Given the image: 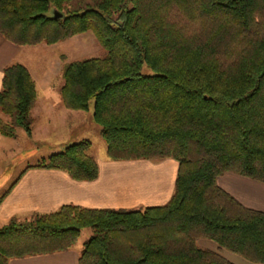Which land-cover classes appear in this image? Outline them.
<instances>
[{
	"label": "trees",
	"instance_id": "trees-1",
	"mask_svg": "<svg viewBox=\"0 0 264 264\" xmlns=\"http://www.w3.org/2000/svg\"><path fill=\"white\" fill-rule=\"evenodd\" d=\"M86 32L105 55L63 66L62 105L90 114L111 161H176L173 193L138 210L12 218L0 264L68 251L86 229L78 264H233L222 252L264 264V213L216 184L226 174L264 184V0H0V35L13 45ZM35 102L28 70L6 67L0 135L30 136ZM90 147L71 142L34 167L94 181Z\"/></svg>",
	"mask_w": 264,
	"mask_h": 264
},
{
	"label": "crops",
	"instance_id": "crops-1",
	"mask_svg": "<svg viewBox=\"0 0 264 264\" xmlns=\"http://www.w3.org/2000/svg\"><path fill=\"white\" fill-rule=\"evenodd\" d=\"M25 47L13 45L0 35V90L4 69L20 64L28 70L36 91L30 138L26 134L20 137V132L15 138L0 135V190L4 189L0 196V228L12 218L50 214L69 205L87 209H125L165 204L173 193L178 170L177 162L172 160L154 164L94 157L98 177L91 182L74 181L60 170L36 168L37 163L14 167L10 175L4 177L5 163L11 161L12 154L20 151L21 138L29 139L33 144L40 142L52 153L71 142L81 141L86 124L91 122L89 113L68 112L62 106L58 92L54 90L53 94L51 89L38 83L29 59L31 52ZM30 152L31 157L37 154L34 149ZM226 178L218 181L223 191L244 207L264 213V187L232 175ZM209 246L215 249L213 245ZM73 247L65 252L13 259L9 264H78L81 250ZM222 255L233 264H254L228 252H222Z\"/></svg>",
	"mask_w": 264,
	"mask_h": 264
},
{
	"label": "rangeland",
	"instance_id": "rangeland-1",
	"mask_svg": "<svg viewBox=\"0 0 264 264\" xmlns=\"http://www.w3.org/2000/svg\"><path fill=\"white\" fill-rule=\"evenodd\" d=\"M23 47H25V46H23ZM25 48H27L31 52V55H29V59H30L31 64H33L34 76H36V78L38 79V83L41 84L42 86L44 85L45 89H48V88L51 89V92L53 94L55 93V91L58 92L59 97H60V88L63 84V82H62V68L65 64H68L71 62H76V61H82L85 59L100 58V57H103L105 55V51L98 44V42L96 41L95 37L93 36V34L91 32H86V33L74 36V37H72L66 41H63V42H60V43H57L54 45L48 46V45L40 44V45L32 46V47L27 46ZM25 57H27V56H25ZM60 99H61V97H60ZM66 110L70 113L71 112H73V113L83 112V111H72V110H68V109H66ZM0 119L4 122L7 121L6 118L1 113H0ZM56 121H58V119H56ZM31 130H32V127H31ZM98 130H99V128L97 126H95L93 123H91V122L87 123L86 127L84 129V136H83L84 138L81 139V141H89L91 144V147H90V150L88 152V155L93 157V158L95 157L96 159L100 160V159L105 158L107 155H106V146H105L104 142L101 140ZM18 132H20L19 133L20 137L24 136V134H25V133H23L22 130H17L16 134ZM30 136H27V137L30 138ZM78 142H80V141H78ZM49 146H51V145H49ZM33 149L37 152L35 157H31L32 152H30V150H33ZM61 150L50 153L48 151V148H46L45 145H43L42 143L37 142V143L33 144V142L29 141V139L27 140V139L21 138L20 151L12 154L11 155V161L7 160L5 163L6 164V170H5L4 177L5 178L8 177L10 175V173L13 171L14 167H20V166L25 167L28 164L40 163L41 161L46 160L51 154L59 153ZM33 159H35V160H33ZM172 161H174V160H172ZM154 164H158V163H154ZM16 174H18V171L16 172ZM227 175L240 177V176H237L234 174H226L225 177L221 176V178L219 177L216 181V184L218 187H219L218 181L222 180V178H224V180H226ZM240 178H244V177H240ZM244 179H247V178H244ZM247 180L264 187V184H262V183L253 181L251 179H247ZM2 190H4V189L0 190V196H1ZM0 199H1V197H0ZM144 208H145V206L142 205V206H138V207H133V208L127 207L125 209L124 208H122V209H124V210H138V209H144ZM34 216H36V215H34ZM34 216H27V217L21 216V218H19L17 220L22 222V221L30 220ZM91 234H92L91 230H89V229L82 231L73 248L75 250H77V249L81 250L83 248V244L90 238Z\"/></svg>",
	"mask_w": 264,
	"mask_h": 264
},
{
	"label": "water",
	"instance_id": "water-1",
	"mask_svg": "<svg viewBox=\"0 0 264 264\" xmlns=\"http://www.w3.org/2000/svg\"><path fill=\"white\" fill-rule=\"evenodd\" d=\"M53 14H54V18H61L62 15L60 13H58L56 10L53 11Z\"/></svg>",
	"mask_w": 264,
	"mask_h": 264
}]
</instances>
